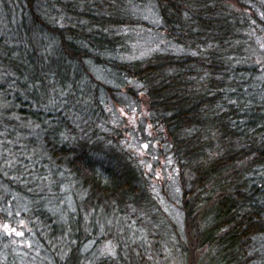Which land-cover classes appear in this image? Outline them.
Masks as SVG:
<instances>
[{
	"label": "trees",
	"instance_id": "16d2710c",
	"mask_svg": "<svg viewBox=\"0 0 264 264\" xmlns=\"http://www.w3.org/2000/svg\"><path fill=\"white\" fill-rule=\"evenodd\" d=\"M0 3V178L64 245L57 264L170 263L160 203L124 148L126 117L173 166L182 264H264V1ZM151 38L163 41L140 46ZM63 184L73 212L48 213ZM140 216L158 224L149 238L131 223Z\"/></svg>",
	"mask_w": 264,
	"mask_h": 264
},
{
	"label": "rangeland",
	"instance_id": "374dc122",
	"mask_svg": "<svg viewBox=\"0 0 264 264\" xmlns=\"http://www.w3.org/2000/svg\"><path fill=\"white\" fill-rule=\"evenodd\" d=\"M7 5L9 6V14H13L11 11L14 12L16 5L12 4V2H8ZM0 12H2V5H0ZM3 19L5 18L3 16L1 17L0 14V29L2 32L8 31L10 27L9 24H5ZM162 41L163 40L160 38H151L150 40L144 41L140 46L147 48L149 44L161 43ZM99 77L104 80V84L110 85L114 88H117V85H123V83L117 84L112 77H109L106 73L103 74L101 72ZM102 93H104V91H102ZM105 107L110 114L111 112H114L110 121L118 127L121 119L117 118V107L114 108L111 105H106ZM126 119L128 125L133 126V131L127 133L125 137L127 142L124 143V148H126L130 155H132L139 164L143 166L142 171L145 179L150 180L151 192L154 193L160 203L156 208L157 212L163 214L162 208H164V213L167 216L160 215L162 220H164V223H168L165 224V228L162 229L166 230V240L161 242V250L166 254V259L170 262L169 264H182L184 261L179 256V250L181 248H177L174 244L176 238H183L182 241H185V237L181 234V231H183V215L180 212L179 187L177 178L174 175L173 166L169 160L155 158L157 154L153 155L150 145L145 142V139L141 134V127L137 125V118L126 117ZM18 129L21 130L22 125L18 126ZM3 181L4 180L0 178V264H57L56 259L64 258L65 251L64 248H62L64 245H60L58 241L53 246V242L48 239V235L44 233L41 228L40 222L38 225V220L36 219L37 216L35 215V212H32L29 203L19 195H15L7 190ZM61 189L63 195L59 198H54V200L48 202L47 206L44 207L48 210V213L55 215L57 212L59 213L62 211H67L68 213L73 212L72 209L75 204V188L63 184ZM4 192H9L10 196L7 201L3 200ZM141 214L146 215L145 213ZM143 217L144 216L139 217L141 221L143 220L141 223H139V220L137 221V219H132L131 223L134 226H137L138 234L143 238H149L150 234L155 232L152 228L157 227L158 224H156V221H152L151 217H146L144 219ZM150 222L155 225H150ZM107 223L115 224L116 220L112 219V221ZM116 225L117 224H115L112 231L118 233L120 227ZM138 239V242L140 241L142 243L143 240L140 238ZM169 240L170 242L168 244L167 241ZM101 247L105 253H113L111 245L107 244V242ZM151 247L152 246H149V248ZM92 248L93 244H86L85 247L83 246V251L86 253L90 250L92 251ZM148 257L149 255L147 258ZM198 258L199 256L196 257V263ZM190 264H195L193 259L190 260Z\"/></svg>",
	"mask_w": 264,
	"mask_h": 264
}]
</instances>
